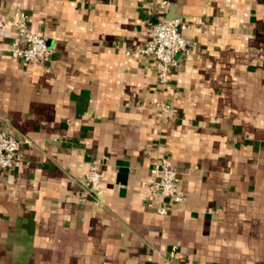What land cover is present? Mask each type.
<instances>
[{"label": "crops", "instance_id": "crops-1", "mask_svg": "<svg viewBox=\"0 0 264 264\" xmlns=\"http://www.w3.org/2000/svg\"><path fill=\"white\" fill-rule=\"evenodd\" d=\"M17 10L47 61L10 56ZM170 16L191 46L160 86L139 48ZM0 128L30 141L0 168V264H264V0H0ZM160 156L184 199L150 207Z\"/></svg>", "mask_w": 264, "mask_h": 264}, {"label": "built area", "instance_id": "built-area-1", "mask_svg": "<svg viewBox=\"0 0 264 264\" xmlns=\"http://www.w3.org/2000/svg\"><path fill=\"white\" fill-rule=\"evenodd\" d=\"M13 28L14 34L8 49L10 56L32 66L49 59L51 51L45 38L30 30L28 16L24 11L14 12ZM184 29L185 25L179 18L157 20L150 23L146 40L139 48L141 55L152 58L156 68V80L160 86L168 82V72L175 64L174 56L190 52L191 43L183 34ZM155 108L160 114L173 111L164 101L156 102ZM27 143H30L28 139H17L0 128V168H13L21 146ZM107 169L108 165H102L98 160L89 163L83 175V183L91 193L97 194L101 190V182ZM149 172L151 177L147 187L150 207L156 205L158 198H169L175 203L183 201L184 193L180 188L177 170L166 156L155 159ZM157 208L163 215L167 214L169 209L166 205Z\"/></svg>", "mask_w": 264, "mask_h": 264}, {"label": "water", "instance_id": "water-1", "mask_svg": "<svg viewBox=\"0 0 264 264\" xmlns=\"http://www.w3.org/2000/svg\"><path fill=\"white\" fill-rule=\"evenodd\" d=\"M173 18H176V17L170 16V17L165 18V20H170V19H173Z\"/></svg>", "mask_w": 264, "mask_h": 264}]
</instances>
